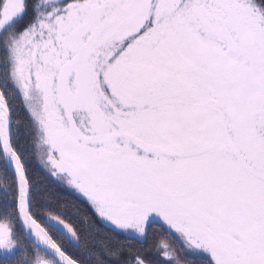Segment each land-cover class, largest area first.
<instances>
[{
  "label": "snow or ice",
  "instance_id": "snow-or-ice-1",
  "mask_svg": "<svg viewBox=\"0 0 264 264\" xmlns=\"http://www.w3.org/2000/svg\"><path fill=\"white\" fill-rule=\"evenodd\" d=\"M0 264H264V0H0Z\"/></svg>",
  "mask_w": 264,
  "mask_h": 264
}]
</instances>
